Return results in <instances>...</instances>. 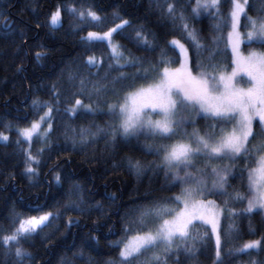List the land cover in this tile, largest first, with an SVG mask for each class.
I'll return each mask as SVG.
<instances>
[{"label": "snow or ice", "instance_id": "snow-or-ice-1", "mask_svg": "<svg viewBox=\"0 0 264 264\" xmlns=\"http://www.w3.org/2000/svg\"><path fill=\"white\" fill-rule=\"evenodd\" d=\"M221 2L195 0V4H191L190 0L187 3L185 0H153L161 16L172 23V30H179L181 38L188 42L185 44L175 36L165 41L173 50L178 49L179 67L168 66L174 61L167 57L163 48L159 60L153 63L144 57L134 56L123 45L114 43L113 34L131 26V21L121 19L119 24L107 31H89L87 36L80 39L87 42L106 39L111 48L109 59L115 61L114 66L109 65L110 69L132 67L136 69L134 73H120L102 85L81 79L77 90L68 97L56 91L53 85L52 101L33 99L31 106L39 118L30 121V126L19 129L20 134L28 139L37 134L38 142L44 145L37 148L35 155L30 149H22L26 154L25 175L30 182L39 175L38 168L44 162V153L61 147L50 140L55 131L53 113L59 111L55 105L67 103L70 106L64 111L72 116L83 114L95 117L99 114L108 117L103 125L93 122L91 126L78 130L66 125L64 137L66 141H71L74 150L77 144L83 147L99 139L105 141V147L115 146L118 142L130 149L139 147L157 159L144 163L132 156H125L129 173L140 178L148 171L154 174L162 172L167 190L179 189L168 196L152 197L148 203L130 201L122 223L126 234L133 231L135 234L114 242V246L119 248L116 259H96L89 255L87 264H168L172 259L174 264H182L181 255L191 264H199L198 255L208 242L214 248V264H223L224 256L235 258V254L248 249L264 251V236L245 242L242 247L225 248L239 234L235 217L252 213L254 209L264 212V50L250 47L246 54L241 51V44L245 40L249 45L258 43L264 49V10L255 17L250 16L245 11L247 0L245 3L231 0L230 13L223 15ZM68 11L79 20V23L71 24L73 31L88 25L89 18L96 23H102L105 19L90 8L70 7ZM203 13L215 21L211 29L217 34L209 36L208 43H202L205 38L200 35L201 30L189 23ZM242 15L245 18L244 34L239 30ZM50 24L53 28L62 26L59 7L51 13ZM3 27L6 32L12 29L7 19L3 21ZM144 29V25L133 29L135 35L132 39L138 46L155 51L158 47L154 43L155 34L149 31L146 35ZM224 29H229L226 39ZM20 34L24 35L22 31ZM148 35H152V41L148 40ZM221 41H224L223 50L219 47ZM229 48L231 72L222 70L224 65L217 60L218 56L223 59ZM125 52H128L127 56ZM35 56L39 61L46 56V52H37ZM86 64L97 66L92 56L87 58ZM238 77L247 78V87L238 84ZM75 79L76 75H69L70 81ZM106 93H111L114 99L110 100L107 96L101 98ZM81 96L89 100L96 96V107L84 104L79 98ZM101 104L106 105V111L100 108ZM44 108L47 110L39 115ZM78 109L83 110L82 113ZM201 119L208 122L197 126ZM42 122L47 123V128L39 132ZM141 137L144 143H141ZM0 140L6 141L8 137L0 133ZM149 140L153 142L147 143ZM242 160L252 161L255 167L248 164L240 167L238 162ZM33 164L37 167H33ZM245 168L248 188L252 192L250 198L230 183L236 169H239L243 181ZM54 179L61 184V173H56ZM82 193V185L72 182L65 209L81 213L90 211L81 207ZM73 196L79 197V203L72 199ZM245 199L246 208L237 211L232 207L235 202L243 203ZM42 207L35 206L37 211ZM61 215L56 210L24 217L12 209L8 217L12 228L8 234L0 236L6 254L13 252L9 245L14 243L18 264H24L26 259L33 260V254L22 247L21 241L30 242L38 229L49 227L53 221L60 220ZM66 225L69 229L73 225L79 226V220L70 217ZM197 225L209 230L201 232ZM0 231L6 230L0 226ZM249 234H254L251 227ZM97 244L98 238L90 233L83 237L82 246L92 247L99 255ZM68 247L71 250L76 245L73 243ZM149 252L151 256L147 257ZM73 257L85 259L83 252H75ZM61 264H73V261L65 257ZM249 264L264 262L250 260Z\"/></svg>", "mask_w": 264, "mask_h": 264}, {"label": "trees", "instance_id": "trees-1", "mask_svg": "<svg viewBox=\"0 0 264 264\" xmlns=\"http://www.w3.org/2000/svg\"><path fill=\"white\" fill-rule=\"evenodd\" d=\"M187 2L188 0H185V3ZM190 2L195 4V0ZM58 7L61 11L62 26L53 28L50 16ZM70 7L85 10L90 8L105 19L102 23H96L89 18L88 25L79 31H73L71 24L79 23V20L68 11ZM230 9L231 0H222L221 14L228 15ZM245 9L248 15L255 17L264 10V0H247ZM0 13V133L8 137L6 141L0 140V226L6 230L0 231V236L8 234L12 228L8 219L12 209L22 213L24 217L59 210L62 213L60 220L53 221L49 227L38 229L30 242L21 241L22 247L34 257L31 261L26 259L24 264H61L62 258L65 257L71 259L73 264H87L86 258L89 255L96 259H116L119 248L114 246V242L135 234L134 231L126 234L125 225L122 223L129 202L138 200L139 203H148L152 197L168 196L179 191L178 188H173L171 192L167 190L162 172L154 174L148 171L140 178L130 174L124 159L125 156H132L147 163L157 157L139 147L130 149L119 142L115 146L105 147L103 139L83 147L77 144L74 150L71 141H66L64 137L66 125L78 130L80 127L91 126L93 122L103 125L108 117L99 114L95 117L83 114L72 116L64 111L70 105L60 103L55 105L59 111L53 113L55 131L52 132L50 140L61 147L53 148L51 153H44V162L38 168L39 175L33 177L30 182L29 177L25 175L26 154L22 149H30L35 155L37 148H43L44 145L38 142L37 136L30 142L24 140L19 129L30 126V121L39 118L31 106L32 101L36 98L52 101L53 85L56 86V91L68 97L77 90L81 79L102 85L120 73L136 71L132 67L110 69L109 65L114 66L115 61L109 59L111 48L108 41H82L80 37L87 36L89 31L102 33L119 24L121 19L129 20L131 26L114 33L113 42L123 45L134 56L144 57L153 63L159 60L163 48L167 57L174 61L169 67L179 66L178 49L173 50L165 41L171 40L173 36L182 39L181 32L172 30V23L161 16L153 0H0ZM5 19L12 25V29L7 32L3 27ZM176 23L179 24V21ZM189 23L201 30L200 35L205 38L202 43H208L207 38L217 34L211 29L215 21L207 13ZM244 23L243 17V30ZM140 25L145 26L146 35L149 31L155 34L154 43L158 45L155 51L138 46L132 39L135 35L133 29L139 28ZM228 30H223L225 39ZM147 38L149 41L153 40L152 35ZM182 42L188 43L183 39ZM251 45L261 47L258 43ZM251 45L245 40V47ZM219 47L224 49V41H221ZM37 52H46V56L38 61L35 56ZM127 55L128 52H125V56ZM89 56L95 58L97 66L86 64ZM230 59V48L223 59L217 57L224 65L222 70L232 68ZM70 74L76 75L74 81L69 80ZM88 87L91 89V84ZM104 96L110 100L114 99L111 93L102 94L101 98ZM79 98L84 104L96 107V96L91 100L86 96ZM100 108L107 110L103 104ZM46 110L41 109L39 115H43ZM78 111L82 113L83 110ZM144 142L141 137V143ZM238 164L240 167L245 164L255 166L252 161L245 160L239 161ZM33 167L37 166L33 164ZM56 173L62 175L61 184H57L54 179ZM235 173L230 183L249 197L247 169L245 168L243 181L239 169H236ZM74 181L79 182L83 188L81 207L90 211L81 213L65 209L64 206L69 202L67 192ZM112 196L115 198L111 199ZM145 197L149 199H142ZM72 199L79 203V197L73 196ZM246 204L247 199L243 203L235 202L232 207L240 211L246 208ZM36 205L44 207L37 211ZM70 217L78 219L79 226L73 225L69 229L66 221ZM235 223L239 228L238 237L231 244H226L225 248L242 247L243 243L264 236V216L260 211L237 216ZM250 227L254 234H249ZM197 228L201 232L209 230L201 225H197ZM89 233L98 238L99 255L92 247L82 246L83 237ZM73 243L76 247L69 250L68 246ZM110 244L113 246L109 247ZM9 247L13 252L6 254V247L0 242V264H18L14 255L16 245L13 243ZM75 252H83L85 259H75ZM146 256L150 257L151 253ZM180 259L182 264H191L183 255ZM198 260L199 264H214V248L211 242H208L207 247L201 248ZM250 260L264 262V251L259 248L248 249L235 254V258L224 256L223 264H249ZM168 264H174V259L169 260Z\"/></svg>", "mask_w": 264, "mask_h": 264}, {"label": "rangeland", "instance_id": "rangeland-1", "mask_svg": "<svg viewBox=\"0 0 264 264\" xmlns=\"http://www.w3.org/2000/svg\"><path fill=\"white\" fill-rule=\"evenodd\" d=\"M240 2H241V3H245V0H240ZM245 8H246V4H245ZM245 11H246V9H245ZM243 17H244V16L242 15V16H241V22H242V18H243ZM241 25H242V24H241ZM239 30L241 31L242 34H244V33L246 32V29L243 30V29H241V27H240ZM244 42H245V41H243L242 44H241V51L244 52L245 54L247 53V51L249 50L250 47H251V48L258 49V50H264V49H262L261 47L254 46V45H251L250 47L247 48V47L244 46ZM247 43H248V42H247ZM177 67H179V66H177ZM231 70H232V68L229 69V70H224V71L231 72ZM237 82H238V84H239L240 86H242V87H247V78H246V77H238ZM207 122H208V121L201 119V120H199V123H198L197 126H203V125H205ZM254 126H255V125H254ZM23 128H25V127H23ZM23 128H21V129H23ZM45 128H47V123H46V122H42V123H41V128L39 129V132H43ZM189 130H191V128H189ZM35 136H37V134L34 133V134H33V137H32L31 139H28V138H25V137H23V136L21 135V137H22L24 140L28 141V142H30ZM238 163H239V162H238ZM254 167H255V166H254ZM234 171H235V170H234ZM251 195H252V192L250 191L249 198L251 197ZM213 198H215V197H213ZM246 207H247V204H246ZM253 211H260V210H259V209H254ZM260 212H261V211H260ZM261 213H262L263 216H264V212H261ZM129 237H130V236H129Z\"/></svg>", "mask_w": 264, "mask_h": 264}, {"label": "bare ground", "instance_id": "bare-ground-1", "mask_svg": "<svg viewBox=\"0 0 264 264\" xmlns=\"http://www.w3.org/2000/svg\"><path fill=\"white\" fill-rule=\"evenodd\" d=\"M128 236V235H127ZM127 236H125V238H127ZM132 236V235H131Z\"/></svg>", "mask_w": 264, "mask_h": 264}]
</instances>
